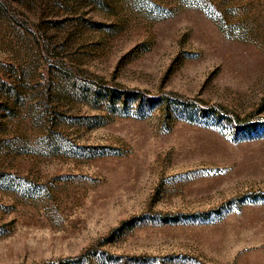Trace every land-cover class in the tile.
Segmentation results:
<instances>
[{"label": "rangeland", "instance_id": "rangeland-1", "mask_svg": "<svg viewBox=\"0 0 264 264\" xmlns=\"http://www.w3.org/2000/svg\"><path fill=\"white\" fill-rule=\"evenodd\" d=\"M0 264H264V0H0Z\"/></svg>", "mask_w": 264, "mask_h": 264}]
</instances>
